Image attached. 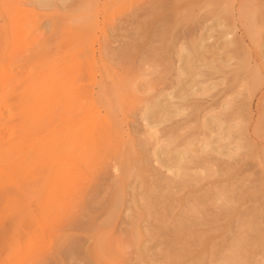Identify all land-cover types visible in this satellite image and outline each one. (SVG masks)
<instances>
[{
    "label": "rangeland",
    "instance_id": "1",
    "mask_svg": "<svg viewBox=\"0 0 264 264\" xmlns=\"http://www.w3.org/2000/svg\"><path fill=\"white\" fill-rule=\"evenodd\" d=\"M67 5L90 28L74 74L84 101L58 121L99 139L100 159L82 172L84 212L40 225L17 264H96L92 238L126 245L135 227L157 249L153 264L166 244L182 264H264V0Z\"/></svg>",
    "mask_w": 264,
    "mask_h": 264
},
{
    "label": "bare ground",
    "instance_id": "2",
    "mask_svg": "<svg viewBox=\"0 0 264 264\" xmlns=\"http://www.w3.org/2000/svg\"><path fill=\"white\" fill-rule=\"evenodd\" d=\"M70 1L0 0V217L9 224V234L4 233L9 264H17L22 256L35 251L42 238L35 231L43 223H55L52 220L76 206L84 212L87 197L82 196L86 188L82 172L100 159L99 139L58 121L69 108L84 101L83 84L74 80V74H79L82 67L85 32L90 26L82 25L80 20L88 14L78 16V9L68 7ZM40 10L46 23L38 19ZM37 55L42 56L40 62ZM77 223L75 226H82ZM141 235L135 227L126 245L118 240L109 244L105 234L96 236L90 254L96 264H132L126 261L129 245L134 264H153L157 249L136 242ZM110 247L118 256L110 254ZM162 251L167 252L164 264H182L168 244Z\"/></svg>",
    "mask_w": 264,
    "mask_h": 264
}]
</instances>
